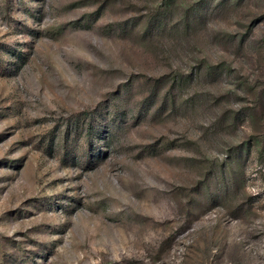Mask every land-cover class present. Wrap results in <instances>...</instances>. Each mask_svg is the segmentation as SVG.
Masks as SVG:
<instances>
[{
    "label": "rangeland",
    "instance_id": "1",
    "mask_svg": "<svg viewBox=\"0 0 264 264\" xmlns=\"http://www.w3.org/2000/svg\"><path fill=\"white\" fill-rule=\"evenodd\" d=\"M0 264H264V0H0Z\"/></svg>",
    "mask_w": 264,
    "mask_h": 264
}]
</instances>
